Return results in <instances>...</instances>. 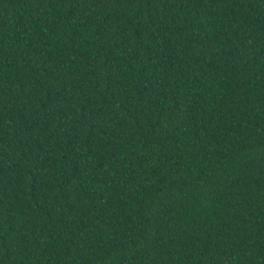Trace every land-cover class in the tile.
<instances>
[{"label": "trees", "instance_id": "16d2710c", "mask_svg": "<svg viewBox=\"0 0 264 264\" xmlns=\"http://www.w3.org/2000/svg\"><path fill=\"white\" fill-rule=\"evenodd\" d=\"M0 264H264V0H0Z\"/></svg>", "mask_w": 264, "mask_h": 264}]
</instances>
